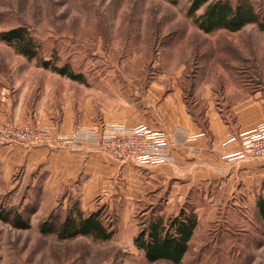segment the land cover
Masks as SVG:
<instances>
[{"label":"rangeland","instance_id":"374dc122","mask_svg":"<svg viewBox=\"0 0 264 264\" xmlns=\"http://www.w3.org/2000/svg\"><path fill=\"white\" fill-rule=\"evenodd\" d=\"M249 1L264 18V0ZM190 2L0 0V32L23 27L37 53L29 59L0 40V121L52 125L53 135L69 136L117 120L159 130L158 106L170 97L194 116L206 112L228 126L223 147L239 144L221 153L206 183L191 184L182 173L167 181L150 167L120 166L87 198L89 176L52 184L45 170L20 160L0 163V207L18 210L29 222L28 229H16L0 220V264H171L148 262L132 241L147 218L166 220L180 208L196 214L197 226L192 250L179 264H264V222L255 211L264 185L248 174L264 159L235 156L244 134L264 123V28L250 23L236 32L205 33L188 15ZM42 61L67 66L83 80L43 68ZM62 119L71 124L66 133ZM74 144L43 147L74 152ZM74 208L84 216L98 211L113 236L58 240L39 233L48 215L63 218Z\"/></svg>","mask_w":264,"mask_h":264},{"label":"trees","instance_id":"16d2710c","mask_svg":"<svg viewBox=\"0 0 264 264\" xmlns=\"http://www.w3.org/2000/svg\"><path fill=\"white\" fill-rule=\"evenodd\" d=\"M201 7L204 8L202 13L195 15ZM188 15L205 33L217 29L236 32L250 23H256L264 28V18L249 0H235L233 3L227 0H191ZM0 40L14 45L17 53L29 59L37 56L34 42L23 27L1 31ZM40 64L43 68H50L53 72L70 80L78 82L83 80L80 73H75L67 66L56 67L50 61H42ZM203 133H205L204 130ZM255 211L259 219L264 222V197L256 201ZM0 220L16 229L29 228L28 220L24 219L18 210L0 207ZM196 226V214L180 208L177 214L167 217L166 220L162 215L147 218L132 242L137 249L143 251L144 257L150 263L167 261L171 264H179L192 250L191 241ZM38 231L41 235H55L58 240L89 237L106 241L114 233L112 229L105 226L98 211L84 216L79 208L68 210L63 218L48 215L39 223Z\"/></svg>","mask_w":264,"mask_h":264},{"label":"crops","instance_id":"0c3cea01","mask_svg":"<svg viewBox=\"0 0 264 264\" xmlns=\"http://www.w3.org/2000/svg\"><path fill=\"white\" fill-rule=\"evenodd\" d=\"M158 110L161 119L157 122V127L160 126L167 133L178 130L183 134L195 135L203 133L204 130L206 134L197 137L187 147L178 146L176 143L171 149L174 160L172 163L148 168L156 173L159 179L176 181L178 180L177 174L182 173L180 175L184 176L185 180H188L191 184L206 183L213 178L212 176H215L213 170L217 166L215 161L217 158L220 159L221 153L236 151L239 148L237 142L230 143L225 147L222 146L221 141H225L231 136L228 126H224L220 122H214V118L206 112L202 113L203 121H201L202 114L194 116L181 99L173 104L172 98L167 97L158 106ZM62 120L63 122L59 125V128L66 133L71 128V124H68V120ZM40 122L49 124L44 120ZM115 122L122 121L117 120ZM111 159L103 153L86 152L84 149L71 152L67 149L53 151L39 146L31 148L0 147V163L15 165L20 160L25 162V165L31 166V168L45 170L48 177L51 178L49 182L52 184L67 183L81 175L89 176L87 182L90 183V187L87 191L85 188L83 193V197L86 198L95 191L94 186L101 185V183L105 184L108 181V176L115 174L120 166L123 170L134 166L138 168L137 164L130 159L118 160L119 162ZM248 174H251L249 177L254 179L253 182L264 185V161H257L254 165H251ZM261 192H264L263 187ZM257 194L259 195L260 191H257ZM261 197L264 196H258L256 201ZM195 232L194 230L193 237Z\"/></svg>","mask_w":264,"mask_h":264},{"label":"built area","instance_id":"2783aa9c","mask_svg":"<svg viewBox=\"0 0 264 264\" xmlns=\"http://www.w3.org/2000/svg\"><path fill=\"white\" fill-rule=\"evenodd\" d=\"M54 127L16 125L0 121V145L15 143L27 146H47L63 148L75 142L72 150L85 147V151L100 152L115 160L130 159L139 167H151L172 163V147H187L201 134L188 135L180 131L167 133L154 130L144 124L129 127L117 122H107L101 129L76 130L72 135H53ZM238 151L239 158L254 157L264 159V123L244 134ZM86 144V145H85ZM64 145V146H63Z\"/></svg>","mask_w":264,"mask_h":264}]
</instances>
